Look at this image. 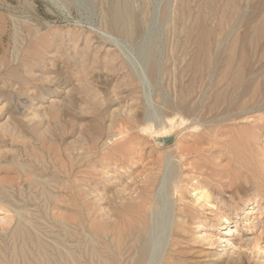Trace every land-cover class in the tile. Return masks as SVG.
Returning <instances> with one entry per match:
<instances>
[{"label":"rangeland","instance_id":"rangeland-1","mask_svg":"<svg viewBox=\"0 0 264 264\" xmlns=\"http://www.w3.org/2000/svg\"><path fill=\"white\" fill-rule=\"evenodd\" d=\"M256 1L0 0V188L10 207L0 210V261L2 252L9 261L22 246L12 241L21 223L37 242L77 258V242L62 238L66 209L81 206L85 222L109 236L158 182H146L152 170L179 149L210 150L197 164L216 194L204 208L186 198L198 223L186 224L174 264H264V133L214 123L244 94L233 82L243 69L230 70L227 60L250 59L252 73L264 62V13L257 15ZM163 126L171 131L159 137L154 128ZM215 128L212 146L206 130ZM41 185L59 210L45 206ZM161 195L163 215L151 214L143 264H158L169 239L174 198ZM225 216L235 222V246L217 261L208 241L192 240L206 232L217 241L224 232L209 223ZM82 234L79 263L106 264L92 254V233ZM119 262L128 264L125 256Z\"/></svg>","mask_w":264,"mask_h":264},{"label":"bare ground","instance_id":"bare-ground-1","mask_svg":"<svg viewBox=\"0 0 264 264\" xmlns=\"http://www.w3.org/2000/svg\"><path fill=\"white\" fill-rule=\"evenodd\" d=\"M256 3L257 4L255 6L256 9L255 11L257 15L260 16L262 13H264V0H258V2L256 1ZM249 60H247V58L245 57L242 58L230 57L227 60V63L229 65L228 68L230 70H232V67L234 65H238L240 69L241 68L243 69V71L241 70L242 71L241 75L238 78H236L235 81L233 82L239 84L240 89L242 90L239 92H241L240 94L242 93L244 94H242L241 97L237 96L238 97L236 98L237 100L234 97L233 100L235 99L236 101L232 102L231 100V102L229 101V103H226V105L223 107L221 111V115L214 119V123L217 125H226L228 123H231L232 128H235L236 125L240 124L244 129H250L255 133L256 132L264 133V62L259 68H257L258 73H256L255 71L256 73L255 74L252 73V70H256V69L246 67L247 65H250L248 64ZM259 73H262V77H263L262 82L259 81L260 79V76L258 78ZM182 106H184V103H182ZM180 109L183 110V113L185 114L191 113V109L188 107L187 108L180 107ZM32 116L34 117L35 113H33ZM179 122L180 124H183L184 119L181 118ZM169 123H172V119L169 120ZM215 124L214 127L216 126ZM172 128L173 127H171V129ZM154 129L157 135H161L159 137L167 136L169 135L168 132L171 131L170 129H166L164 126L161 127L160 129H156V128ZM184 129L185 128H183V130ZM215 129L216 130L214 129L206 130V132H208V137H209V140L208 139L207 140L212 146H215L217 143L218 130L217 128ZM123 133L124 132L120 131L117 135L120 136ZM191 153L192 152L190 151L185 153L177 149L174 152V156L166 155V159L162 161L161 164H159L155 170H152L149 177H147V181H146L149 184L152 177L158 176V182L160 181L161 178H163L162 182H165L164 187L158 189V182L150 186L151 190H149L148 192L146 191L147 194L145 196H142L141 206L138 209V211L135 213V215L132 216L133 218H131L129 223L122 229L115 230V232L111 233L109 236L108 234H105L103 232L99 233L97 231V227L95 228L94 225L91 224L88 225L85 222V220L83 219L81 206L70 205L72 206V208L68 207L66 209L65 212L68 214V216L66 218L65 223L63 222L61 224L60 229L63 234L62 238L65 240V242L72 240L73 241L75 240L77 242L78 250L80 251L79 256L77 258L74 256V254L71 251H68L67 255L64 256L61 253L59 252L57 253L56 251H54L50 246L41 242H37L34 235L30 231H28L27 228L24 227L23 223L20 222L21 224L17 225L14 228L12 234V241L17 242L19 240L21 241L22 246L21 247L19 246L18 252H16L17 248L13 247V258L9 261H7L4 258V254L2 252V259L0 263L1 264H80L79 263L80 259L84 257V251L81 247V245L84 242V237L82 232H85L86 229H88L92 233V236L95 238V241L97 243L96 247L92 246L91 248L92 254L95 256V258L105 261L106 264H120L119 261L122 259V257L125 256L128 264H143L148 249H150L148 231L150 227L151 214L153 215L152 218L156 217L158 219V215L163 212V211L160 212L161 207L159 202L161 198L160 196H162L161 194H163L167 197V199L168 197L174 199L173 201H170V204H168L167 207L168 211L171 212V217H172V222L170 225L171 227L169 226V228L171 229H169L170 230L168 235L169 239L161 252V259L158 264H174L173 259L175 257L174 256L175 247L177 246V242L179 244V239L182 238V235L185 232L186 224H189V221H193V224L198 223V221H195L196 220L195 218H191V215L188 213L189 206L186 202V198L189 199V202H191L193 206L198 208H204L212 203L213 195L216 194L214 189L211 187L212 183L210 181V175L204 173L202 167L197 164V161L200 160L202 157L206 155H210V150L207 151L197 150L196 152H194V154ZM173 160H175V163L178 165L177 167L174 166ZM168 164L170 166H168ZM164 168L167 169L166 173L164 172ZM28 171L29 170H23V172L25 173H28ZM216 187L217 189H219V191L217 192H220L221 191L220 186L217 184ZM41 190L43 194L47 195L46 199H49V201H47L45 205L46 207L49 206L48 207L49 211L52 212L58 209L56 196L51 197L49 191L46 190L44 185H41ZM8 199L9 197H7L5 191L2 188H0V210L2 209V207H4L9 211L10 208L9 205L4 204ZM95 199H96L95 201H101L102 195L99 194L98 196L95 197ZM162 199L164 201L163 196ZM168 211H165L164 215L170 214ZM246 211L247 214L250 213V210H246ZM100 212H101V214L99 213L100 217L105 218L106 220L109 219L108 216L109 213L107 215V213H105L103 209H100ZM162 215L163 214H161V216ZM69 219H74L75 221V224H73L74 226L73 228H71L70 227L71 225H69ZM222 220L223 223L221 222ZM210 221L211 222L209 223V225L213 227L212 225L215 224L216 226L213 228L217 230L221 229L224 232L222 234L223 236L219 237L217 241H214L209 234L204 232V234L200 235L199 238H195L194 239L195 241L194 240L192 241L193 242L208 241L209 242L208 245L211 246L212 248L211 251H209V257L217 261H222V257L225 254V252L230 251L232 247L234 248L235 246L234 245L235 237L234 235H232L233 233H235V229H234L235 222L233 218L229 216H225L222 219L221 218L211 219ZM0 222L1 223L3 222L4 224L5 220H1ZM195 228L196 226H193L192 228H190V230L194 231ZM193 236L194 234H191V239L193 238ZM92 242L93 241H91V243ZM29 244H31L33 247V250H30V254H28ZM222 244L223 246H220ZM220 247H221L220 251H217L216 249ZM25 249L28 251L27 253L28 255L26 254L23 255V257H21V253L25 252ZM233 254L235 256V253ZM229 257H231V255H229Z\"/></svg>","mask_w":264,"mask_h":264}]
</instances>
